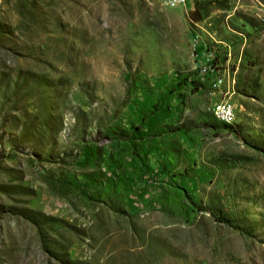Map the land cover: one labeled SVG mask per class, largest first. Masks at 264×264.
<instances>
[{
    "label": "rangeland",
    "instance_id": "rangeland-1",
    "mask_svg": "<svg viewBox=\"0 0 264 264\" xmlns=\"http://www.w3.org/2000/svg\"><path fill=\"white\" fill-rule=\"evenodd\" d=\"M0 264H264V0H0Z\"/></svg>",
    "mask_w": 264,
    "mask_h": 264
},
{
    "label": "bare ground",
    "instance_id": "bare-ground-1",
    "mask_svg": "<svg viewBox=\"0 0 264 264\" xmlns=\"http://www.w3.org/2000/svg\"><path fill=\"white\" fill-rule=\"evenodd\" d=\"M228 109H231V116H220V114L217 113V109L215 112L217 118H219L221 121L225 123H231L232 121H234L235 118L234 110L231 104L229 103L219 104V111H227Z\"/></svg>",
    "mask_w": 264,
    "mask_h": 264
},
{
    "label": "built area",
    "instance_id": "built-area-1",
    "mask_svg": "<svg viewBox=\"0 0 264 264\" xmlns=\"http://www.w3.org/2000/svg\"><path fill=\"white\" fill-rule=\"evenodd\" d=\"M187 1L188 0H165V3H171L172 6H181ZM214 109H217V113H219L220 116H231V109H228L227 111H219V103L214 104Z\"/></svg>",
    "mask_w": 264,
    "mask_h": 264
},
{
    "label": "trees",
    "instance_id": "trees-1",
    "mask_svg": "<svg viewBox=\"0 0 264 264\" xmlns=\"http://www.w3.org/2000/svg\"><path fill=\"white\" fill-rule=\"evenodd\" d=\"M223 125H225V126H228V127L230 126L228 123H226V124H223Z\"/></svg>",
    "mask_w": 264,
    "mask_h": 264
}]
</instances>
